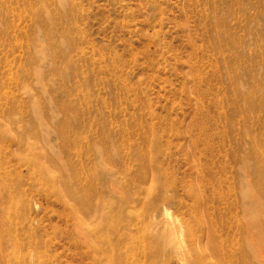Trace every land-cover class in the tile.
I'll return each mask as SVG.
<instances>
[{
	"label": "rangeland",
	"instance_id": "rangeland-1",
	"mask_svg": "<svg viewBox=\"0 0 264 264\" xmlns=\"http://www.w3.org/2000/svg\"><path fill=\"white\" fill-rule=\"evenodd\" d=\"M263 218L264 0H0V264H264Z\"/></svg>",
	"mask_w": 264,
	"mask_h": 264
},
{
	"label": "bare ground",
	"instance_id": "bare-ground-1",
	"mask_svg": "<svg viewBox=\"0 0 264 264\" xmlns=\"http://www.w3.org/2000/svg\"><path fill=\"white\" fill-rule=\"evenodd\" d=\"M247 181V180H246ZM251 194V193H250ZM253 195V194H252ZM257 197V196H256ZM255 198V197H254ZM264 219V218H263ZM264 221V220H263ZM264 223V222H263ZM262 223V224H263ZM178 227H179V229L181 228V226H180V224H178ZM177 227V228H178ZM261 228V227H260ZM171 231V230H170ZM205 231H206V229H205ZM173 232H175V230H173ZM169 234V233H168ZM171 234H173L172 232H171ZM174 235H175V233H174ZM177 236V235H176ZM175 236V237H176ZM179 236H181V235H179ZM208 236V235H207ZM210 236V235H209ZM259 236V235H258ZM262 235H260V237H261ZM180 238V237H179ZM178 237H176V239L178 240V241H180V242H182V240H181V238L179 239ZM169 239V238H168ZM173 239V238H172ZM171 239V240H172ZM182 239H184V238H182ZM260 239V238H259ZM262 239V238H261ZM260 239V240H261ZM170 240V239H169ZM170 240V241H171ZM202 241L199 243L200 245H199V247H198V250H199V252H198V254L196 255V256H194L193 258H192V262L190 263V264H198V263H200V264H214L213 262H211V260L210 261H207V251L208 250H206V245L208 244L207 242H203V239H201ZM205 240V239H204ZM212 240H213V238H212ZM211 240V241H212ZM173 241V240H172ZM213 242V241H212ZM264 243V242H263ZM183 244H184V240H183ZM213 244V243H212ZM211 247H212V245H210ZM261 246H263V245H261ZM214 248H215V244H214ZM207 249H209V247L207 246ZM211 249V248H210ZM212 250V249H211ZM216 250H217V248H216ZM215 252V251H214ZM176 253V252H175ZM177 253H178V255L179 256H181V258H182V260H187V257H186V254H185V251L184 250H182V249H179L178 251H177ZM197 253V252H196ZM210 254V253H209ZM216 254V253H215ZM213 255V254H212ZM219 254H217V256H218ZM216 256V255H215ZM220 256V255H219ZM97 258H99V257H97ZM98 260V259H97ZM213 261V260H212ZM98 262H100L99 260H98ZM186 263V262H185ZM189 264V263H188Z\"/></svg>",
	"mask_w": 264,
	"mask_h": 264
}]
</instances>
